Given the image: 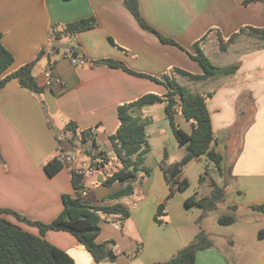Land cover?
Here are the masks:
<instances>
[{
    "label": "crops",
    "instance_id": "0c3cea01",
    "mask_svg": "<svg viewBox=\"0 0 264 264\" xmlns=\"http://www.w3.org/2000/svg\"><path fill=\"white\" fill-rule=\"evenodd\" d=\"M138 2L148 24L163 36L174 39L183 49L164 44L154 33L141 28L123 0H0L1 41L14 58L8 71L33 61L43 50L32 69L37 83L42 86L47 70L64 81L50 89L44 88L41 93L21 87L15 79L0 89V208L30 220L50 222L63 208L62 196L75 195L71 173L66 167L62 166L52 176L44 170L48 161L57 158L61 146L65 151L71 150L66 140L59 142L67 123H74L81 131L97 126L98 149L118 165L108 138L118 126L117 106L145 93L163 94L166 89L121 69L93 63L111 58L123 61L136 72L154 77L174 76L192 92H214L207 102L215 138L212 145L223 156V166H228L230 171L225 200L201 220L213 244L197 253L195 264H264V214L250 209L252 205L264 204V40L242 34L221 52L216 37L219 32L227 38L246 26L264 28V3L242 6L240 0ZM91 17L95 20L93 28L74 35L63 33L66 24ZM202 36L205 37L200 48L215 64L226 66L240 60L235 74L191 82L174 72V68L194 74L202 72L188 55L192 44ZM71 46L84 56L86 65H75L61 57ZM238 51H241L238 59L231 56ZM241 93L251 94L255 113L238 145L233 143L228 148L230 129L228 137L219 139L218 136L225 134V129L235 121ZM135 113L148 120L145 130L149 152L155 154L151 159L149 153L146 155L149 174L138 176L132 183L133 192L120 198L110 196L124 184L105 185V178L99 173L90 175L86 181L87 203L96 206L120 203L130 211L120 228L112 224L117 215H100L96 240L113 242L115 260L96 262L69 232L49 230L44 235L51 244L67 252L75 264L165 261L199 231L197 218L201 209L196 205L186 206L185 199L195 191L198 198L207 196L211 187L203 188L204 177L198 186L201 191H176L167 199L169 185L159 163L164 152L165 164H172L187 150L176 142L163 103L144 106ZM176 120L185 132L191 131V123L179 112ZM202 157L188 165L200 172L198 161ZM181 177H186L184 169ZM163 202L164 224L159 225L153 216ZM231 206L236 207L235 221L219 224L217 218L231 211ZM2 216L33 235L39 234L37 227L12 214Z\"/></svg>",
    "mask_w": 264,
    "mask_h": 264
},
{
    "label": "trees",
    "instance_id": "16d2710c",
    "mask_svg": "<svg viewBox=\"0 0 264 264\" xmlns=\"http://www.w3.org/2000/svg\"><path fill=\"white\" fill-rule=\"evenodd\" d=\"M263 2L264 0H240L242 6H248L254 2ZM124 6L133 15L141 28L154 33L164 44H170L182 48L174 39L165 37L154 29L142 17L139 10L138 0H123ZM95 26L94 18H84L72 21L64 27L63 33L74 35L78 32L89 30ZM242 34H248L260 40H264V28H256L251 26L242 27L229 37H223L217 32L216 37L218 47L221 52H225L230 44H232ZM58 34L56 33V37ZM205 36L192 44V52L189 56L201 68L200 74H194L180 68H174V72L185 77L188 81L198 82L211 78L230 76L236 73L240 67V62L232 63L226 66L215 64L200 48V43ZM110 42H114L109 38ZM183 49V48H182ZM43 54V50L31 62L20 66L19 68L8 71L12 65L14 58L11 52L3 45L0 34V89L10 80H17L19 85L33 93H41L44 88L40 86L32 69L38 57ZM93 63L105 65L110 68H118L124 72L146 78L161 84L166 89L163 94L145 93L138 98L121 103L117 106L118 126L114 133L109 135L112 152L118 160V167L105 179V185H111L115 182L124 184V186L112 194L111 198H120L130 195L133 192V182L138 176L147 175L150 168L145 165L146 155L150 148L147 142L146 124L147 119H142L136 115V110L157 103L164 104V112L169 122L172 134L179 146L185 147L187 153L178 161L172 164H165L167 157L164 152L163 160L159 166L164 174L165 180L169 185V193L167 199L171 198L176 191L183 192L189 187L186 177H181L183 168L192 160H197L201 156H205L223 175L225 167H223V156L215 151L213 141L215 140L211 125V117L207 108V102L212 97L213 91H197L192 92L188 87L177 82L174 76L164 75L154 77L144 73L136 72L130 69L123 61L111 58L95 60ZM179 112L183 118L190 122L192 129L189 133L185 132L176 120V113ZM72 130L73 136L70 140L63 138L62 133L66 130ZM77 128L74 123H67L61 133L59 142L62 144L63 139L66 140L71 149H77L86 141L88 130L82 131V137L76 136ZM93 149L98 148L95 139L90 143ZM61 152L65 151L61 146ZM104 151L100 150L96 157L101 158L105 162L111 160ZM62 167L61 163L54 158L44 165L47 175H54ZM230 169L228 168V172ZM80 176L71 174V183L75 191L74 196L63 195V208L59 215L50 222H41L30 220L26 216L7 208H0V264H75L74 260L61 248L51 244L44 237L49 230L66 231L72 234L89 252L96 262L114 261L116 254L113 249V242H98L96 236L100 231V215L114 214L122 218V222L130 216V211L124 205L117 203L112 206H96L85 201L78 194V190L82 188ZM204 176L199 177V183ZM228 180L222 186L211 181L210 194L198 198L195 191L185 199V205H196L201 209V214L197 218L199 231L195 237L174 255L165 261L153 262L150 264H195V258L199 251L206 250L212 246V240L201 226L203 217L216 209L217 204L224 201L226 197V186ZM165 203L159 204L153 216V219L159 225L164 224L161 219L162 211ZM231 211L227 214L220 215L217 222L222 225H229L235 221V206L229 207ZM250 209L264 214V204L250 206ZM9 213L14 215L18 220L28 225L35 226L39 234L33 235L23 230L19 226L11 223L3 218V214Z\"/></svg>",
    "mask_w": 264,
    "mask_h": 264
},
{
    "label": "built area",
    "instance_id": "2783aa9c",
    "mask_svg": "<svg viewBox=\"0 0 264 264\" xmlns=\"http://www.w3.org/2000/svg\"><path fill=\"white\" fill-rule=\"evenodd\" d=\"M61 57L63 59H68L72 64L83 66L88 62L82 54H79L77 49L74 47H68L62 52ZM44 81L42 84L43 88L50 89L54 84H64V81L58 77H54L49 70L44 74ZM97 132V126L90 128L86 137V141L83 146L77 149H71L67 151H60L57 155V160L61 163L63 167H66L71 174L80 176V181L82 188L78 190V194L81 197H85L88 191L86 186L87 178L95 173L101 174L105 179L115 170L118 165L113 163L111 160L104 161L101 158L96 157L97 153L100 151L98 148L93 149L90 143L95 139ZM62 136L66 140H70L73 136L72 130H66L62 133ZM76 136L78 138L82 137V131L77 130ZM104 158H107L105 155ZM112 224L115 228H120L122 224V218L116 217L113 219Z\"/></svg>",
    "mask_w": 264,
    "mask_h": 264
},
{
    "label": "rangeland",
    "instance_id": "374dc122",
    "mask_svg": "<svg viewBox=\"0 0 264 264\" xmlns=\"http://www.w3.org/2000/svg\"><path fill=\"white\" fill-rule=\"evenodd\" d=\"M191 49L192 48H190L189 53L192 52ZM209 51H211V50H209ZM240 54H241V51H238V52H235L231 56L236 57V59H238ZM239 61L240 60H237V62H239ZM182 83H184V81ZM181 85H183V84H181ZM239 95H240L239 101L237 102L238 114H237L235 121L232 123V125L230 127L225 129V131H224L225 134L220 133L218 136L219 139L224 138L223 136L228 137L227 136V130L230 129L228 148L230 146H232L233 143L235 145H238V143H237L238 139H240L242 132H244L245 127L249 124V122L251 121V119L253 118V115L255 113V103H254V100H253L251 94L250 93H241ZM102 147H105V146L102 145ZM151 158H155L154 151L149 152V159H151ZM198 164H199V166H201L200 172L197 170L196 167L193 168L191 165H188V166L185 165L183 168L185 173H186V178L189 182V187L185 190L187 192H191L193 190L201 191V188H198V186L200 184L198 180H199V177L201 175H203L206 179V182H205L204 187H203L206 190L208 188L210 189L211 181H214L217 183V185L222 186L225 183V180L229 179L228 166L225 168L223 175H220L219 171L214 166V164L212 162H210L205 156H203L202 159L200 161H198ZM223 165H224V163H223ZM217 212H219V210Z\"/></svg>",
    "mask_w": 264,
    "mask_h": 264
}]
</instances>
